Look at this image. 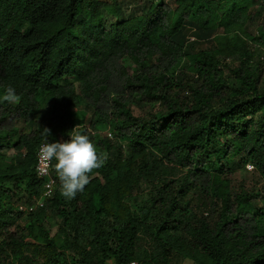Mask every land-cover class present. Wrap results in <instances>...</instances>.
Segmentation results:
<instances>
[{
    "label": "trees",
    "instance_id": "trees-1",
    "mask_svg": "<svg viewBox=\"0 0 264 264\" xmlns=\"http://www.w3.org/2000/svg\"><path fill=\"white\" fill-rule=\"evenodd\" d=\"M260 50L264 0H0V264H264V191L227 176L264 180ZM45 128L104 161L74 198L55 162L41 197Z\"/></svg>",
    "mask_w": 264,
    "mask_h": 264
},
{
    "label": "clouds",
    "instance_id": "clouds-1",
    "mask_svg": "<svg viewBox=\"0 0 264 264\" xmlns=\"http://www.w3.org/2000/svg\"><path fill=\"white\" fill-rule=\"evenodd\" d=\"M17 98L15 89L10 86L0 95V100L9 103L15 102ZM49 135V130L45 128V140L38 152L39 159L46 165L55 161L54 169L62 195L68 199L74 198L89 184V174L102 167L104 161L98 156L96 147L87 134L76 131L68 139L52 141L46 139Z\"/></svg>",
    "mask_w": 264,
    "mask_h": 264
},
{
    "label": "rangeland",
    "instance_id": "rangeland-1",
    "mask_svg": "<svg viewBox=\"0 0 264 264\" xmlns=\"http://www.w3.org/2000/svg\"><path fill=\"white\" fill-rule=\"evenodd\" d=\"M184 36H185V39H189L190 40V37L192 36V30L191 29H188L186 28V30H184ZM262 56H264V50H260L259 52ZM264 61V60H263ZM263 73H262V82L264 83V62H263ZM1 91V89H0ZM138 110V108H136ZM76 124L78 125H82V124H85V125H89V121L91 119V115L88 113V112H85V111H82L81 109L77 110L76 111ZM48 113H46L45 116H40L39 114L37 115H34V117L37 119L36 120V125H38V118L40 117H47ZM42 120V118H40ZM18 125L21 127L22 126V122H19ZM36 125H33V127L35 128ZM29 125L27 124L26 125V128L27 129H30V127H28ZM108 133V132H107ZM106 133V134H107ZM7 154L9 156H11L13 153L11 150H7ZM251 171V172H250ZM227 176L229 177L231 183H232V186L234 187V190L237 191L240 189V187L242 188H245L247 190H256V191H264V180L261 179V177L255 172V171H252V170H245V169H242V168H234L232 170V172H230L229 174H227ZM141 200H144L145 197H146V192H144L142 195H141ZM138 201V202H140ZM131 205H135V203L132 201L131 202ZM197 214H198V217H200L202 215V212H205V211H208V209L204 208V207H196L195 208ZM204 215V214H203ZM207 218V216H206ZM45 225L47 226V229H49L51 232H54L56 230V225L54 224V222L52 220H46V223ZM181 264H193L191 263L190 261L186 260V261H180Z\"/></svg>",
    "mask_w": 264,
    "mask_h": 264
},
{
    "label": "built area",
    "instance_id": "built-area-1",
    "mask_svg": "<svg viewBox=\"0 0 264 264\" xmlns=\"http://www.w3.org/2000/svg\"><path fill=\"white\" fill-rule=\"evenodd\" d=\"M108 136H111V133L107 134ZM44 141H42L39 146L37 147L36 150V155H35V165H34V170L36 172V174L39 177H46V181L43 184V192H42V198H51L53 191H54V187H55V180L54 178L51 176V169L53 167V163L55 161H53L51 164H44L38 156V152H39V147L40 145L43 143ZM246 168L249 170H252V165L247 164ZM42 200H39V204L41 203ZM35 208L34 205L28 206L26 207H21V210H27V211H32Z\"/></svg>",
    "mask_w": 264,
    "mask_h": 264
}]
</instances>
